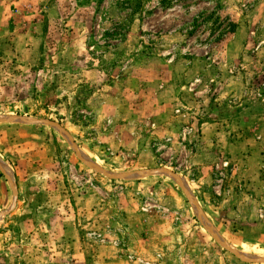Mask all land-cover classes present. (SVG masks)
Listing matches in <instances>:
<instances>
[{"label":"rangeland","instance_id":"obj_1","mask_svg":"<svg viewBox=\"0 0 264 264\" xmlns=\"http://www.w3.org/2000/svg\"><path fill=\"white\" fill-rule=\"evenodd\" d=\"M0 264H264V0H0Z\"/></svg>","mask_w":264,"mask_h":264}]
</instances>
